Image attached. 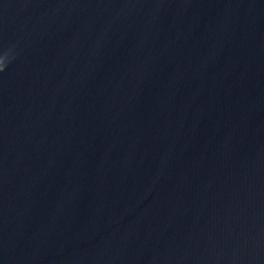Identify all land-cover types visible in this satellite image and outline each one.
<instances>
[{
    "label": "water",
    "instance_id": "obj_1",
    "mask_svg": "<svg viewBox=\"0 0 264 264\" xmlns=\"http://www.w3.org/2000/svg\"><path fill=\"white\" fill-rule=\"evenodd\" d=\"M0 264H264V0H0Z\"/></svg>",
    "mask_w": 264,
    "mask_h": 264
}]
</instances>
